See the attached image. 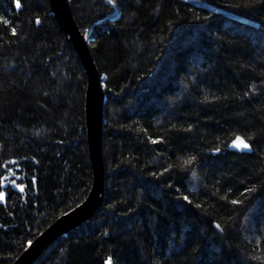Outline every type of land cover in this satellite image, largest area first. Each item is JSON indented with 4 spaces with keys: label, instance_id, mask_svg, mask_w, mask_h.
<instances>
[{
    "label": "trees",
    "instance_id": "16d2710c",
    "mask_svg": "<svg viewBox=\"0 0 264 264\" xmlns=\"http://www.w3.org/2000/svg\"><path fill=\"white\" fill-rule=\"evenodd\" d=\"M68 1L105 86L104 199L33 264H264V0ZM88 82L49 0H0V264L90 193Z\"/></svg>",
    "mask_w": 264,
    "mask_h": 264
},
{
    "label": "water",
    "instance_id": "95a60500",
    "mask_svg": "<svg viewBox=\"0 0 264 264\" xmlns=\"http://www.w3.org/2000/svg\"><path fill=\"white\" fill-rule=\"evenodd\" d=\"M52 14L58 21L62 31L72 43L88 75V88L86 92V128L88 138L89 158L93 172V185L89 195L82 203L66 214H63L46 231L36 237L33 245L29 243L24 253L14 264H33L41 253L48 248L62 234L69 232L85 221L89 220L100 208L105 191V165L103 158L104 118L103 109L106 102L105 86L95 66L93 57L88 47V40L93 25L86 33L80 31L74 20L68 0H49ZM118 10L115 9L117 14ZM95 25V24H94ZM248 144V148L236 146L237 138ZM230 149L238 152H250L252 146L243 136H236L230 145ZM14 189L23 192V186H14ZM22 189V190H21ZM8 190L4 185L0 191V205L7 203ZM112 264V262H111Z\"/></svg>",
    "mask_w": 264,
    "mask_h": 264
},
{
    "label": "snow or ice",
    "instance_id": "6c2138e0",
    "mask_svg": "<svg viewBox=\"0 0 264 264\" xmlns=\"http://www.w3.org/2000/svg\"><path fill=\"white\" fill-rule=\"evenodd\" d=\"M109 2H113V0H109ZM17 7H20L19 2H17ZM13 32H15V30L13 29ZM237 140L239 141V143L236 145L238 147H244V148H248L249 145L244 143L243 140H241L239 137L237 138ZM22 190V189H21ZM185 199H187V197H185ZM234 203H237L236 201H234ZM219 227V226H218ZM31 244V242H29ZM105 264H111V261H106Z\"/></svg>",
    "mask_w": 264,
    "mask_h": 264
},
{
    "label": "rangeland",
    "instance_id": "374dc122",
    "mask_svg": "<svg viewBox=\"0 0 264 264\" xmlns=\"http://www.w3.org/2000/svg\"><path fill=\"white\" fill-rule=\"evenodd\" d=\"M71 10H72V8H71ZM77 25V24H76ZM78 26V25H77ZM79 28V27H78Z\"/></svg>",
    "mask_w": 264,
    "mask_h": 264
},
{
    "label": "bare ground",
    "instance_id": "6f19581e",
    "mask_svg": "<svg viewBox=\"0 0 264 264\" xmlns=\"http://www.w3.org/2000/svg\"><path fill=\"white\" fill-rule=\"evenodd\" d=\"M103 82V81H102Z\"/></svg>",
    "mask_w": 264,
    "mask_h": 264
}]
</instances>
